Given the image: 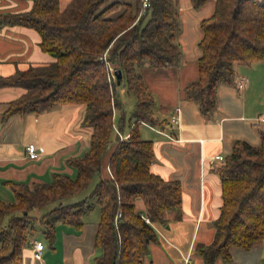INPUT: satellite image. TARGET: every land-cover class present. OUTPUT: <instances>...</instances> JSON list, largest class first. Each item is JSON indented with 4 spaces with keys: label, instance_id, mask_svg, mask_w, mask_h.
I'll list each match as a JSON object with an SVG mask.
<instances>
[{
    "label": "trees",
    "instance_id": "1",
    "mask_svg": "<svg viewBox=\"0 0 264 264\" xmlns=\"http://www.w3.org/2000/svg\"><path fill=\"white\" fill-rule=\"evenodd\" d=\"M201 8L209 0H190ZM19 24L40 34V47L53 56L0 76V86L18 85L26 91L6 104L12 114L40 113L62 103L84 104L83 124L92 127L88 150L69 158L75 177L56 172L51 181L12 182L15 201L0 200V264H20L33 245L36 217L32 211L55 206L38 219L52 242L57 222L74 227L94 203L89 198L64 199L100 179L91 198L100 206L95 235L96 264H145L150 246L159 241L155 224H168L167 212L182 217L180 180L165 179L152 170L154 143L141 136L142 121L162 124L155 116V98L140 67L153 69L181 64L183 51L176 40L181 29L174 0H33L29 10L0 13V24ZM198 76L185 87V98L196 101L204 115L218 103L222 83L236 85L237 65L264 60V0H214L211 15L200 21ZM107 55L106 59L103 58ZM122 71L121 82L110 79L111 68ZM125 84L136 97L130 136L112 142L114 111L124 108L118 86ZM125 117L118 121L124 130ZM110 174L102 176L105 156ZM222 188L220 214L209 243L198 242L195 253L203 264L233 260V249H248L264 238V130L253 144L237 139L232 151L215 167ZM142 200L145 211L137 208ZM121 216L116 221L117 213ZM142 214L149 217L147 221Z\"/></svg>",
    "mask_w": 264,
    "mask_h": 264
},
{
    "label": "crops",
    "instance_id": "2",
    "mask_svg": "<svg viewBox=\"0 0 264 264\" xmlns=\"http://www.w3.org/2000/svg\"><path fill=\"white\" fill-rule=\"evenodd\" d=\"M186 2V14L192 24L186 22L178 32L183 51L181 64L157 69L144 65L139 69H148L147 76L141 73L155 98V116L164 120L158 125L145 121L140 124L141 136L154 143L152 170L165 179L180 180L183 191L182 217L177 219L176 212L169 211L167 227L155 224L159 241L151 244L145 264H203L194 248L196 243H209L214 238L213 222L223 201L220 177L215 170L222 161L216 159L213 165L211 159L216 154L228 155L237 139L259 144L264 130L257 125L264 116V60L237 65V79L246 76L248 84L242 89L227 83L219 85L217 107L210 115H204L196 101L185 98L186 85L198 76V41L202 36L199 22L214 10V0L196 11L190 0ZM32 4L33 0H0V13L26 11ZM40 40L34 28L0 24V76L24 69L30 63L52 61L53 56L41 49ZM25 91L18 85L0 86V200L8 202L15 201L12 182L51 181L56 172L75 177L77 169L69 164V158L88 150L92 132L91 126L83 124L85 107L80 103H62L40 113H15L5 118L7 102ZM177 107L179 121L175 124L172 115ZM120 115L121 110L115 109V143ZM30 142L38 147L36 158L27 154ZM115 143L105 156L102 176L111 173L107 161ZM137 208L145 211L142 200H138ZM87 212L78 228L57 222L55 238L52 242L47 238L43 253L36 255L33 246L25 249L20 264H96L99 250L95 247V235L100 217L90 219ZM232 252L231 262L219 258L215 264H264L263 239L248 249L234 248Z\"/></svg>",
    "mask_w": 264,
    "mask_h": 264
},
{
    "label": "rangeland",
    "instance_id": "3",
    "mask_svg": "<svg viewBox=\"0 0 264 264\" xmlns=\"http://www.w3.org/2000/svg\"><path fill=\"white\" fill-rule=\"evenodd\" d=\"M186 1H188V0H174V6L178 12L179 19L181 22V31H182L186 22H188V24H192L191 23L192 19H190L188 14H186V12L188 11L187 10L188 6H187ZM193 9H194L193 11H196V10H200L203 8L202 7L201 8H194L193 7ZM199 25H200V22H199ZM176 40L177 41L179 40V33H177ZM145 69H146V67L142 68L141 72L143 74H146V76H147L148 69L147 70H145ZM144 70H145V72H144ZM118 93L120 94V97L122 98V100L124 102V108L122 109L121 114H123L125 117L124 131H125V133H127V132H130V125L132 122L130 119H131L132 111H133V108H134V105L136 102V97L133 93L128 91L125 84H121L118 86ZM58 106H56V107H58ZM120 116L117 119V124H118ZM139 129H142V126H140ZM112 142H115V140ZM98 181H99V174H96L93 177V179L90 181V183L87 185V187L78 191L76 194L65 198L64 202L65 203H71V202H76V201L82 200L84 198H89L90 199L89 201L94 203V205L87 213H89L90 219L95 218V217L99 218L100 217V206L95 199L91 198V193H92L94 187L96 186V184L98 183ZM55 205H56V203H51L47 207H44V208L37 207V208L33 209L32 213L36 217H38V219H39L45 211H47L48 209L52 208ZM38 219H36V222H35V227L37 230L36 237L41 238L42 241L44 242L45 246L47 247L48 246V243H47L48 239L45 236L44 231H43V226L41 225V223ZM168 225L169 224H166L165 226L167 227ZM263 241H264V238H263ZM263 261H264V258H263Z\"/></svg>",
    "mask_w": 264,
    "mask_h": 264
},
{
    "label": "built area",
    "instance_id": "4",
    "mask_svg": "<svg viewBox=\"0 0 264 264\" xmlns=\"http://www.w3.org/2000/svg\"><path fill=\"white\" fill-rule=\"evenodd\" d=\"M142 5H143V7L149 6L150 0H142ZM106 57H107V55L104 54L103 58L106 59ZM110 68H111V74L109 77H110V79L115 80L116 79L115 70L111 64H110ZM247 84H248V78L246 76H243V77L237 79L236 87L239 89H242ZM172 121L175 124L178 123V121H179V107L175 108V113L172 115ZM257 125L261 126L262 129H264V116H262L259 119V122H257ZM117 133H118V137L120 140L127 139L130 136L129 134H123L119 129L117 130ZM26 151H27V154L30 158H36L39 155L38 147L34 142H30L27 144ZM216 159L223 161L225 159V156L223 154L214 155L211 159V162L213 163V165H214V162ZM120 216H121V212H118L117 216H116V221H117L118 217H120ZM142 216L147 221H150L149 217L146 216L145 214H142ZM31 243L33 245V249H34L36 255L40 256L43 253V249L45 246L44 242L41 239L32 238Z\"/></svg>",
    "mask_w": 264,
    "mask_h": 264
},
{
    "label": "water",
    "instance_id": "5",
    "mask_svg": "<svg viewBox=\"0 0 264 264\" xmlns=\"http://www.w3.org/2000/svg\"><path fill=\"white\" fill-rule=\"evenodd\" d=\"M115 75H116L117 82L120 83L122 79V71L120 69L115 70Z\"/></svg>",
    "mask_w": 264,
    "mask_h": 264
}]
</instances>
